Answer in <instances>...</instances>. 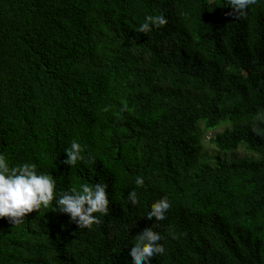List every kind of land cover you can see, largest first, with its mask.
<instances>
[{"label": "trees", "instance_id": "1", "mask_svg": "<svg viewBox=\"0 0 264 264\" xmlns=\"http://www.w3.org/2000/svg\"><path fill=\"white\" fill-rule=\"evenodd\" d=\"M0 182V264H264V0H0Z\"/></svg>", "mask_w": 264, "mask_h": 264}, {"label": "rangeland", "instance_id": "2", "mask_svg": "<svg viewBox=\"0 0 264 264\" xmlns=\"http://www.w3.org/2000/svg\"><path fill=\"white\" fill-rule=\"evenodd\" d=\"M199 124L203 125L204 122H200ZM223 125H221L217 130H212L210 132L219 131L220 129H222L221 127ZM210 135H212V133H210L209 136ZM205 145H206L205 146L206 148L204 147L205 148L204 152L206 154L203 153L204 154V160L203 161H205L208 164L214 165L216 163L217 159H219V158L233 163V162H236V161H240V160H242V158L248 156L247 153L245 152V150L242 149L244 146H240L239 147L240 149L238 151H235V152H222V151H219V150H217L215 148H211V147H214V146H211V144L208 143V140H206ZM203 146H204V144H203ZM207 149H208L209 152L207 151ZM207 155H209V157Z\"/></svg>", "mask_w": 264, "mask_h": 264}, {"label": "clouds", "instance_id": "3", "mask_svg": "<svg viewBox=\"0 0 264 264\" xmlns=\"http://www.w3.org/2000/svg\"><path fill=\"white\" fill-rule=\"evenodd\" d=\"M210 133H212V135H210L209 136V134ZM208 135H207V137H206V140H211L212 138H214L215 137V134L213 133V132H210ZM211 144V143H210ZM211 145H213V144H211ZM204 146H206L205 145V141H204ZM214 146V145H213ZM215 147V146H214ZM206 148V147H205ZM2 188H4L5 190H2ZM7 190V191H6ZM9 188H5L3 185H2V183L0 182V198H2L3 196H7L8 194H9Z\"/></svg>", "mask_w": 264, "mask_h": 264}]
</instances>
